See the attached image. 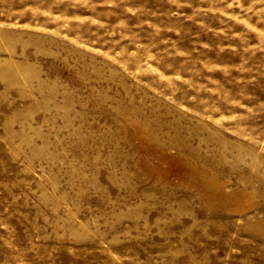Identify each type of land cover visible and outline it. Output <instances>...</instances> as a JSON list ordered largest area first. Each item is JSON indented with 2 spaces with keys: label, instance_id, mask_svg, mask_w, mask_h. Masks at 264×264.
<instances>
[{
  "label": "rangeland",
  "instance_id": "rangeland-1",
  "mask_svg": "<svg viewBox=\"0 0 264 264\" xmlns=\"http://www.w3.org/2000/svg\"><path fill=\"white\" fill-rule=\"evenodd\" d=\"M0 31V264H264V0H0Z\"/></svg>",
  "mask_w": 264,
  "mask_h": 264
},
{
  "label": "bare ground",
  "instance_id": "bare-ground-1",
  "mask_svg": "<svg viewBox=\"0 0 264 264\" xmlns=\"http://www.w3.org/2000/svg\"><path fill=\"white\" fill-rule=\"evenodd\" d=\"M0 34H1L2 36H4V32H1V31H0ZM21 74H22V71H21L20 69H14V70L9 74V76H10L13 80H16V79H19V78H20ZM216 192H217V191H216ZM219 194H220V193H219Z\"/></svg>",
  "mask_w": 264,
  "mask_h": 264
}]
</instances>
